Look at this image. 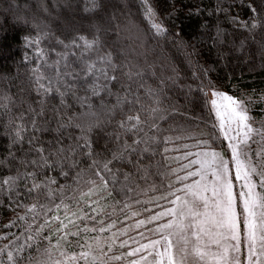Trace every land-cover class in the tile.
<instances>
[{"label": "snow or ice", "instance_id": "snow-or-ice-1", "mask_svg": "<svg viewBox=\"0 0 264 264\" xmlns=\"http://www.w3.org/2000/svg\"><path fill=\"white\" fill-rule=\"evenodd\" d=\"M140 4L151 35L166 36L150 0ZM239 4L250 13L242 28H264V0ZM99 8L81 0L85 14ZM62 35L41 20L25 38L35 106L0 77L10 143L0 168L15 170L0 177V206L14 213L0 226V264H264V118L251 110L264 95L213 86L219 135L201 139L198 125L176 121V76L106 48L99 28Z\"/></svg>", "mask_w": 264, "mask_h": 264}, {"label": "trees", "instance_id": "trees-1", "mask_svg": "<svg viewBox=\"0 0 264 264\" xmlns=\"http://www.w3.org/2000/svg\"><path fill=\"white\" fill-rule=\"evenodd\" d=\"M150 2L158 19L168 28L164 37L151 35L140 0H100V8L91 14L81 11V0H0V77L13 82L11 92L18 104L35 106V93L28 87V72L35 60L31 59L33 50L25 42L26 37L35 34V24L44 21L61 39L62 30L69 27L81 34L99 28L106 48L122 51L125 56L132 53L141 65L145 68L151 65L158 75L177 77V86L170 87L168 94L179 107L178 123L198 125L205 133L201 139L218 136L213 127L215 116L204 93L214 86L236 97L241 92L264 95V28L249 32L240 26V21L250 13L240 6L239 0ZM252 2L244 0L245 5ZM42 3L51 4V16L42 11ZM259 3L260 0H255L257 6ZM234 15L239 17L235 23ZM218 31L222 32L219 37ZM26 55L29 60L24 59ZM201 67L208 69L207 76L199 70ZM6 123L7 118L0 114V157L6 156L10 147ZM103 143L101 136L98 146ZM215 143L222 146L220 139ZM14 173V169L0 168V177ZM0 199L7 204L5 198ZM13 216L10 208L0 206V226ZM3 231L6 230L0 227V232Z\"/></svg>", "mask_w": 264, "mask_h": 264}, {"label": "rangeland", "instance_id": "rangeland-1", "mask_svg": "<svg viewBox=\"0 0 264 264\" xmlns=\"http://www.w3.org/2000/svg\"><path fill=\"white\" fill-rule=\"evenodd\" d=\"M216 90H219V89H216ZM219 91H222V92H225V93L231 95V94L228 93L227 91H224V90H219ZM210 92H211V90H208V93H209V94H208L209 101H210V99H211ZM232 96H234V95H232ZM248 96H253L254 99H257V100H258V98H259L261 95H254L253 92H251V93H248V92H241V93L238 94L237 97H240V98H246V97H248ZM234 97H236V96H234ZM256 109H260V112H257ZM251 110H252V114L255 115V116L257 117L258 120L261 119V118H264V103H260V102H258V103H256V104L252 105V106H251ZM212 112H213V114H214V116H215V110L212 109ZM254 112H255V113H254ZM215 120H216V124H217L218 121H217L216 116H215ZM186 143H193V141H190V142L188 141V142H186ZM127 223H132V221H127ZM103 235H108V234L106 233V234H103ZM133 235H135V233H133Z\"/></svg>", "mask_w": 264, "mask_h": 264}]
</instances>
